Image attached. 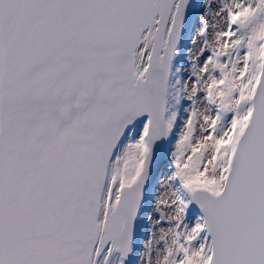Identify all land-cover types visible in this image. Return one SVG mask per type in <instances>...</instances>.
<instances>
[{"label": "snow or ice", "instance_id": "obj_1", "mask_svg": "<svg viewBox=\"0 0 264 264\" xmlns=\"http://www.w3.org/2000/svg\"><path fill=\"white\" fill-rule=\"evenodd\" d=\"M0 264H264V0H0Z\"/></svg>", "mask_w": 264, "mask_h": 264}]
</instances>
